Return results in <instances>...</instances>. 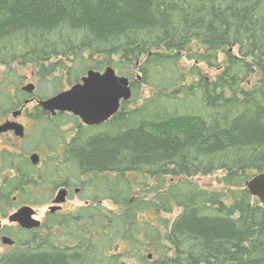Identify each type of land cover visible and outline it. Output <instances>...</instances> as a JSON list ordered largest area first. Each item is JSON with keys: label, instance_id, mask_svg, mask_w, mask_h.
I'll return each mask as SVG.
<instances>
[{"label": "trees", "instance_id": "16d2710c", "mask_svg": "<svg viewBox=\"0 0 264 264\" xmlns=\"http://www.w3.org/2000/svg\"><path fill=\"white\" fill-rule=\"evenodd\" d=\"M107 66L131 99L100 125L63 113L50 128L64 145L50 185L87 177L96 206L50 215L47 236H19L0 264H128L115 249L136 233L156 264H264V204L246 187L264 172V0H0L1 105L19 67L57 93ZM215 173L224 191L194 180Z\"/></svg>", "mask_w": 264, "mask_h": 264}, {"label": "flooded vegetation", "instance_id": "af4514ba", "mask_svg": "<svg viewBox=\"0 0 264 264\" xmlns=\"http://www.w3.org/2000/svg\"><path fill=\"white\" fill-rule=\"evenodd\" d=\"M31 72L39 80L35 72L33 70H31ZM34 84L36 85V89L32 93L24 91L22 89L24 85L21 88L18 87L17 89H21L24 96L18 99L13 93L12 101L14 105L8 107L9 109L7 110V112L11 113L12 117L9 115L1 116L2 118L0 117V125L4 124L6 121H15L23 127V136L17 135L15 130H8L0 133V247L1 245L5 246V251L17 246L19 243V236H26L33 232L39 233V231L43 236H47L50 215L65 217L69 213L75 212H66L65 210L72 197H74L72 193L78 196L82 194L86 195L79 198L78 201H82L84 205H80L79 207L77 205L76 211L81 207L91 208L96 206V203L93 202V197L95 195L94 182L89 181L87 177L79 180L76 179L75 176L69 174L66 179H62L61 175L57 173L56 179L54 180V182L57 183L50 185L52 181L50 182L48 178L50 167L49 156L51 154H49L47 142L35 144V137L38 140L45 132L43 124H41L42 127H40L42 132H37L40 119L46 121L47 119L57 117L59 114L52 116L50 112L44 111L39 104L40 100L47 99L55 95V93L49 97L40 98L37 95L38 84ZM33 103L34 107L31 111L30 106ZM16 112H18V114L14 116ZM29 118L34 121L32 127H28L26 123H23L21 120H27ZM60 145L61 148H59ZM59 146L58 151L62 152L64 150V145L61 143ZM33 154H38L39 156L37 163H34L32 160ZM52 156L54 157L55 155ZM59 162H61V159ZM61 166L62 165L59 167ZM25 176L34 177L35 181H40L41 186L33 187L31 184L19 186L17 179ZM60 189L66 190V201L61 204L59 210L52 211V207L55 206L53 200ZM105 201L106 200H99L98 203L102 207H105ZM23 206H29L34 210L32 218L40 221L41 224L39 227L27 229L22 227L18 222L10 221V216ZM44 206L46 207L45 214L42 219H38L37 215L39 209ZM105 208L111 210L107 207ZM4 219H7L8 222L3 223ZM4 237L12 238L14 243L10 245L3 244L2 239ZM121 241L124 243V234L121 235Z\"/></svg>", "mask_w": 264, "mask_h": 264}, {"label": "water", "instance_id": "95a60500", "mask_svg": "<svg viewBox=\"0 0 264 264\" xmlns=\"http://www.w3.org/2000/svg\"><path fill=\"white\" fill-rule=\"evenodd\" d=\"M107 78L115 84L111 90L108 102L105 105H97L88 101V96L91 91V86L98 81ZM28 93H32L36 89L34 83H28L22 88ZM132 97V87L130 78L121 75L115 67L107 66L103 71L89 69L81 78V81L76 82L68 89H65L56 95L44 100H40L39 104L44 111L50 112L55 116L58 112H70L79 117L85 125H99L106 122L115 115L122 102L129 101ZM18 112L14 114L17 116ZM8 130H15L17 135L23 136V127L15 121H6L0 125V133ZM38 154H33L32 160L37 163ZM247 189L251 195L259 199L264 204V172L254 175L247 183ZM66 190L60 189L53 200L55 206L52 211L59 210L61 204L66 201ZM34 210L29 206H23L18 211L10 216V221L18 222L22 227L30 229L40 226V221L32 218ZM3 244H12L14 240L10 237L2 239Z\"/></svg>", "mask_w": 264, "mask_h": 264}, {"label": "rangeland", "instance_id": "374dc122", "mask_svg": "<svg viewBox=\"0 0 264 264\" xmlns=\"http://www.w3.org/2000/svg\"><path fill=\"white\" fill-rule=\"evenodd\" d=\"M221 59H222V56H220ZM186 65L189 64V62L185 61ZM18 69V73L20 74V81H19V86L18 87H22L23 85H26L27 83H37L38 84V90H37V95L40 97V98H46V97H49L51 95H53L56 91L60 90L59 88L56 89V86L58 85L56 82H52L51 80H48V81H42L41 79H37L31 72V68L30 67H19L17 68ZM88 70V69H87ZM86 70V71H87ZM207 70V69H206ZM5 68L4 67H0V82L5 80ZM86 71L84 73L81 74V70H79V78H81L82 76H84L86 74ZM212 75H215V72L214 71H210ZM61 83V82H60ZM70 85L68 84L67 81H63L62 82V85H61V90L62 89H66L68 88ZM17 87V88H18ZM15 88L14 86L10 87V90L8 92H12V94L14 93L18 99H21L24 95L22 94V91L21 89H17ZM7 92V95L6 93H3V95L6 97H8V93ZM10 92V93H11ZM1 95V94H0ZM2 97V96H0ZM1 100V98H0ZM13 100V98L11 99ZM7 101L10 102V99H7ZM11 104H6V105H1L0 104V117L1 116H4V115H9L10 117H12L11 113L10 112H7V110L9 109L8 107H10ZM31 111L34 107V103L31 104ZM3 111V112H2ZM64 116V115H63ZM2 118V117H1ZM23 123H26V125L28 127H32L33 126V123L34 121H32V119H21ZM44 121V120H43ZM62 121H64V117H61V116H57L53 119H47L46 120V123L42 122V123H39L40 125L38 126V129H37V132L38 133H41L42 130L40 127H42L41 124H43V129H44V134L41 138H39L38 140L36 139L35 137V144H39L41 142H47V145H48V149L49 148H55V153L53 154L52 151L50 153V150H49V154H51L49 156V162H50V167L49 169H53V168H56V167H59L61 165V162L60 159L63 158V154L62 152H59L58 151V146L60 143L61 139L60 137L56 136V134L54 133H51V130L50 128L53 126L52 123L54 124H58V123H61ZM37 124V123H36ZM71 126H73V124H68V125H63V130H66V129H69L71 128ZM63 147V146H62ZM59 148H61V145L59 146ZM52 155H55L54 157ZM221 175L218 174V173H215L213 175H210V176H198V177H195L194 180L199 182L202 186H207L209 188H212V189H215V190H220V191H224V187L218 183V178L220 177ZM72 199L71 201L68 203V206L67 208L65 209L66 212L68 211H76V207L78 205V207L80 205H84V203L82 201H78L79 198H82L86 195L82 194V195H76L75 193H72ZM105 204V207L111 209L112 211H116V210H119V206H116L115 204H113V202H111L110 200H107L104 202ZM45 211H46V207H42L39 209V213L37 215V218L38 219H42L43 215L45 214ZM162 219H164L163 221H166L165 219L167 220H172L174 215L172 214H162L161 215ZM142 219L144 220H147V221H150V222H153V223H159V220H158V216L155 215V213L153 211H149L147 212L146 214H142L141 216ZM8 220L7 219H4L3 220V223H7ZM165 229V228H164ZM129 235H126V238H128ZM132 239L134 241H136L135 245H132L129 243V241L127 239L124 238V243L122 242L119 246H118V249L116 248L115 252L119 253L123 260L125 262H127L128 264H156V256L154 255V252L153 250L149 247V246H146L144 245L143 247L146 246V249L144 250V255L145 257H147L146 259H143V254H139L138 253V248H139V243L137 242V240H139L140 242H145L144 239L142 238V236H140L139 234L136 233V236H131ZM137 238V240H135V238ZM6 250V247L1 245L0 247V254Z\"/></svg>", "mask_w": 264, "mask_h": 264}, {"label": "snow or ice", "instance_id": "6c2138e0", "mask_svg": "<svg viewBox=\"0 0 264 264\" xmlns=\"http://www.w3.org/2000/svg\"><path fill=\"white\" fill-rule=\"evenodd\" d=\"M114 87L115 84L107 78L98 81L95 85L91 86L87 102L97 105H105L108 102L110 92Z\"/></svg>", "mask_w": 264, "mask_h": 264}, {"label": "bare ground", "instance_id": "6f19581e", "mask_svg": "<svg viewBox=\"0 0 264 264\" xmlns=\"http://www.w3.org/2000/svg\"><path fill=\"white\" fill-rule=\"evenodd\" d=\"M258 174V173H257ZM256 175V174H255Z\"/></svg>", "mask_w": 264, "mask_h": 264}]
</instances>
